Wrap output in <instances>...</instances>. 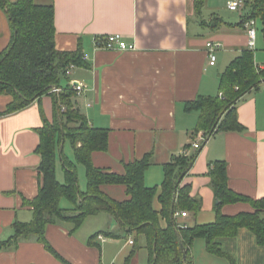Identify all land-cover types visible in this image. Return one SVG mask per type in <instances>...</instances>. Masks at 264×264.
Returning a JSON list of instances; mask_svg holds the SVG:
<instances>
[{
    "label": "crops",
    "instance_id": "crops-1",
    "mask_svg": "<svg viewBox=\"0 0 264 264\" xmlns=\"http://www.w3.org/2000/svg\"><path fill=\"white\" fill-rule=\"evenodd\" d=\"M35 1L54 4L56 48H82L85 65L72 69L68 80L85 86L76 101L89 124L110 132L109 150L93 154L96 167L123 174L124 163L152 153L145 184L157 188L153 207L160 211L164 165L189 148L190 157L196 158L181 186L191 187V196L202 200V209L196 216H179L182 226L215 222L216 199L209 175L215 161L227 163L232 191L254 200L264 197V82L236 104L245 131L217 132L198 151L191 146L198 134L200 114L186 110L187 103L200 97L218 96L220 75L243 50L251 49L247 28L240 25L248 9L231 11L229 4L237 0H205L198 12L195 0ZM233 13L239 17L225 20ZM115 34L137 49H97V39ZM11 36L9 19L0 9V53ZM208 41L222 45L214 66L209 64ZM252 50L255 63L264 68V58ZM11 101V96H0V112ZM41 110L53 122V95L0 117V243L14 235L16 222L29 223L34 217L25 200L35 199L41 186V156L37 153L38 130L44 125ZM103 191L116 200L127 198L124 186H104ZM65 202L69 207H63ZM61 207L72 206L63 199ZM222 212L235 216L254 212V208L239 202L225 205ZM108 216V223L96 228H85L84 224L75 228L61 220L51 223L45 237L56 254L31 237L1 250L0 264H127L135 234H122L118 239L101 235L91 243V237L100 232L122 233L117 218ZM260 216L264 220V212ZM161 225L166 228L167 222L162 220ZM201 239H196L191 249L193 264H231L227 256L207 252ZM220 243L236 264H264V246L247 229ZM138 260L139 251L128 264H138Z\"/></svg>",
    "mask_w": 264,
    "mask_h": 264
},
{
    "label": "trees",
    "instance_id": "trees-1",
    "mask_svg": "<svg viewBox=\"0 0 264 264\" xmlns=\"http://www.w3.org/2000/svg\"><path fill=\"white\" fill-rule=\"evenodd\" d=\"M205 0H195V9L200 11ZM248 9L241 26L254 19L261 24L264 38V0H244ZM10 22L12 36L9 45L0 53V96L8 95L12 101L0 117L21 111L45 95H51L54 88H62L61 81L67 77L70 66L83 67L82 48L76 51H60L55 43L54 4H39L35 0H0ZM264 82V68L255 63V53L245 49L220 75L219 94L216 97H200L186 105L187 112L200 114L196 133L211 137L217 132H244L239 122L236 104L247 93L258 89ZM54 96V118L50 122L41 110L44 125L38 130L40 144L37 153L41 156L39 193L25 205L33 210L34 217L29 223L16 222L14 235L0 243V251L20 240L35 237L47 250L56 254L45 237L46 227L58 220L68 221L75 228L80 227L90 216L110 214L117 218L122 233L100 232L91 237V243L101 235L121 238L122 234H135L133 251L127 264L141 249V242L149 250V264H193L192 246L196 239L203 238L207 252L227 256L231 264H236L221 247L220 240L234 238L240 229H247L264 246V197L254 200L232 191L228 186L227 163L215 161L210 168L215 193V222L207 225L185 227L178 223L177 214L185 212L196 216L202 209V200L191 196L189 185L179 184L180 175L195 162V156L180 155L164 165L159 202L161 210L156 211L153 201L157 188L147 187L145 174L151 166L152 153L139 160L124 163L125 172L115 173L94 165L95 152L109 150V129L96 128L77 107V93L69 86L63 88L59 97ZM69 140L75 162L62 153V143ZM207 143V142H206ZM205 143V144H206ZM204 144V145H205ZM60 152V153H59ZM60 158L65 182L57 179ZM78 165L85 167L87 191L79 185ZM104 186H124L127 198L116 200L109 197ZM66 199L70 209L61 207ZM249 203L254 212H243L227 216L222 208L227 204ZM167 222L163 228L161 221ZM181 243L187 250L183 258Z\"/></svg>",
    "mask_w": 264,
    "mask_h": 264
},
{
    "label": "built area",
    "instance_id": "built-area-1",
    "mask_svg": "<svg viewBox=\"0 0 264 264\" xmlns=\"http://www.w3.org/2000/svg\"><path fill=\"white\" fill-rule=\"evenodd\" d=\"M245 3L244 0H237L234 1L232 3L229 4V9L231 11H238L240 9H242L244 7ZM247 31H248V36H249V45L250 48H254L255 46V42H256V37H257V21L254 19L249 20L246 24H245ZM221 43L215 42V41H208L206 43V49L208 52V56H209V64L211 66H214L216 64L217 61V56L216 53L217 51L221 48ZM96 47L98 50H118V51H134L137 49L135 44H130L128 42H126L124 40V38L122 37V35L120 34H115V35H109L106 37H102L100 39L96 40ZM75 66H70V68H68L66 70V75L69 77L71 75V71L72 69H74ZM70 87L77 93V96H81L85 89V86L78 82V81H70ZM63 91V88H54L52 90V92L54 93H59ZM210 137H207L204 135V133L199 132L196 136L195 141L192 144V148L194 150H200L202 148V146L208 141ZM189 148H185L182 155L186 156V157H190L189 155ZM177 216H181V217H187V214L185 212H180L177 214ZM187 227V226H185ZM131 243H133V241H131Z\"/></svg>",
    "mask_w": 264,
    "mask_h": 264
},
{
    "label": "rangeland",
    "instance_id": "rangeland-1",
    "mask_svg": "<svg viewBox=\"0 0 264 264\" xmlns=\"http://www.w3.org/2000/svg\"><path fill=\"white\" fill-rule=\"evenodd\" d=\"M38 1V0H37ZM239 13H233V14H229L228 17L225 18V20H229V18H237ZM254 49L256 50V55L260 56L262 58H264V38L261 32V24L259 22H257V37H256V42H255V46ZM69 82L70 80H68L67 77H63L62 81H61V85L62 88H66L67 86H69ZM63 91L59 92V93H54L51 91V95H55L56 97H59L62 94ZM4 96V95H3ZM8 96V95H5ZM62 153L71 161L75 162V156H74V151L72 148V145L70 143L69 140H65L62 143ZM197 151V150H196ZM60 153V152H59ZM57 178L58 181L60 180V182L64 183L65 182V175L63 172V168H62V164H61V160L60 158L58 159V166H57ZM62 173V174H61ZM78 175H79V185H80V189L82 192H86L87 191V176H86V170L85 167L82 165H78ZM64 208L69 204L65 202V204H63ZM67 208V207H66ZM109 214H99V215H95V216H90L88 217L84 224L85 228H96V226H99L100 224H104L105 225L108 223L106 222L108 219H110L108 216ZM108 228V227H107ZM136 239V237L134 236V240ZM202 243L204 242V240H202ZM141 242V249L139 250V260H138V264H148V259H149V250L148 248L145 246L144 241H140Z\"/></svg>",
    "mask_w": 264,
    "mask_h": 264
},
{
    "label": "water",
    "instance_id": "water-1",
    "mask_svg": "<svg viewBox=\"0 0 264 264\" xmlns=\"http://www.w3.org/2000/svg\"><path fill=\"white\" fill-rule=\"evenodd\" d=\"M194 162H191L188 166V168L180 175L176 188H175V196H176V192H177V188L179 186V184L182 182V180L185 178V176L191 171L192 167H193ZM181 247L183 250V258L186 259L187 258V250L184 247V245L181 243Z\"/></svg>",
    "mask_w": 264,
    "mask_h": 264
}]
</instances>
